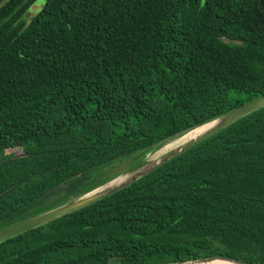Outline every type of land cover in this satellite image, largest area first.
Segmentation results:
<instances>
[{
	"label": "trees",
	"instance_id": "trees-1",
	"mask_svg": "<svg viewBox=\"0 0 264 264\" xmlns=\"http://www.w3.org/2000/svg\"><path fill=\"white\" fill-rule=\"evenodd\" d=\"M36 2L0 0V230L264 96V0ZM208 258L264 264V107L0 243V264Z\"/></svg>",
	"mask_w": 264,
	"mask_h": 264
},
{
	"label": "water",
	"instance_id": "water-1",
	"mask_svg": "<svg viewBox=\"0 0 264 264\" xmlns=\"http://www.w3.org/2000/svg\"><path fill=\"white\" fill-rule=\"evenodd\" d=\"M264 107V96L257 97L254 99H251L244 104L237 106L235 108H232L225 113L221 114L217 118L213 119L212 121L205 123L197 128L207 126L206 129H204L201 133H199L197 136H195L192 139L187 140L183 144H181L179 147H176L174 149H170L166 151L165 153L161 154L156 162L145 161V157L148 155H153L157 150H159L163 145L167 144L168 142L175 140L186 133L195 130L197 128H194L186 133H183L182 135H179L164 144L160 145L158 148L154 149L152 152L147 153L134 167V169L129 172L127 175L120 174L111 180L105 182L101 186L73 199L70 200L64 204H61L59 206H56L52 209H49L45 212H42L40 214H37L33 217H30L26 220H23L21 222H18L16 224H13L9 227H6L2 230H0V243L11 239L15 236H18L22 233H25L27 231L33 230L35 228L41 227L49 222H52L56 219H59L65 215H68L70 213H73L75 211H78L80 209H83L87 206H90L94 204L97 201H100L101 199L125 188L126 186L130 185L131 183L135 182L142 176L150 173L158 166L164 164L168 160L176 157L180 153L188 150L192 146L196 145L197 143L201 142L202 140L210 137L211 135L217 133L218 131L226 128L233 122L239 120L240 118L245 117L246 115ZM141 162V163H140ZM126 177L121 183L117 185H110L111 182L118 178V177ZM110 185V186H108ZM219 260V261H226L231 262L234 264H242L240 262L234 261V260H228V259H222V258H208V259H200L195 261H187V262H174V263H167V264H206L208 262Z\"/></svg>",
	"mask_w": 264,
	"mask_h": 264
},
{
	"label": "rangeland",
	"instance_id": "rangeland-1",
	"mask_svg": "<svg viewBox=\"0 0 264 264\" xmlns=\"http://www.w3.org/2000/svg\"><path fill=\"white\" fill-rule=\"evenodd\" d=\"M44 0H37L36 4L34 5L35 7H32L30 9V12L26 15V19H29L32 16V12H34V10H36L37 6H41L43 4ZM241 96H238V98H240ZM230 98H233V95H230ZM15 153L18 152L17 149L14 150ZM152 155H148L145 157V161H147L148 159H150ZM139 161H135L133 162V164L131 163L130 159L127 160H123L121 162H117L112 164L111 166L107 167L105 170H103L98 176H97V181L99 182H106L111 180L112 178L122 174L126 175L129 172H131L135 167V165L138 163ZM141 163V162H140ZM115 180V179H114ZM116 180H118L116 178Z\"/></svg>",
	"mask_w": 264,
	"mask_h": 264
},
{
	"label": "bare ground",
	"instance_id": "bare-ground-1",
	"mask_svg": "<svg viewBox=\"0 0 264 264\" xmlns=\"http://www.w3.org/2000/svg\"><path fill=\"white\" fill-rule=\"evenodd\" d=\"M208 126L209 125L197 128V129L192 130V131L186 133L185 135H183V136H181V137H179V138H177L175 140H172V141L168 142L167 144L163 145L159 150H157L150 157L149 161L156 162L161 154L165 153L166 151H168L170 149H174L176 147H179L181 144H183L187 140L192 139L195 136H197L199 133H201ZM117 179L118 180H116V179L113 180L110 185H117V184L121 183L124 179H126V177L125 176L124 177H118ZM110 185H108V186H110ZM206 264H234V263L226 262V261L214 260V261L208 262Z\"/></svg>",
	"mask_w": 264,
	"mask_h": 264
}]
</instances>
